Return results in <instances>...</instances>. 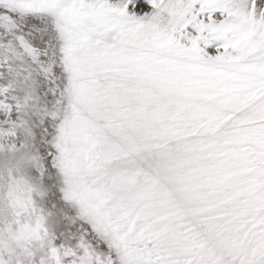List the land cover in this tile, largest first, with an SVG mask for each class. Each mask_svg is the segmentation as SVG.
Returning <instances> with one entry per match:
<instances>
[{
  "label": "snow or ice",
  "instance_id": "1",
  "mask_svg": "<svg viewBox=\"0 0 264 264\" xmlns=\"http://www.w3.org/2000/svg\"><path fill=\"white\" fill-rule=\"evenodd\" d=\"M0 264H264V0H0Z\"/></svg>",
  "mask_w": 264,
  "mask_h": 264
}]
</instances>
